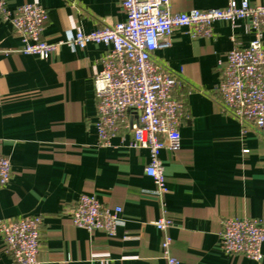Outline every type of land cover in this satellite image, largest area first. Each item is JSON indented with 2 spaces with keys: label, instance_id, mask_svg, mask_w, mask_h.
<instances>
[{
  "label": "crops",
  "instance_id": "0c3cea01",
  "mask_svg": "<svg viewBox=\"0 0 264 264\" xmlns=\"http://www.w3.org/2000/svg\"><path fill=\"white\" fill-rule=\"evenodd\" d=\"M24 2L46 8L42 37L48 41L125 19L122 0H7L9 8ZM228 2L171 0V10ZM252 38L247 19L234 25L218 20L209 36L192 37L178 27L170 44L154 51V59L177 76L173 95L184 104L179 147L159 152L168 189L162 204L144 193L154 188L144 173L149 153L131 146L130 131L120 129L106 146L97 143L93 76L106 45L63 44L48 59L0 54V153L12 170L0 188V217H41L40 264H165L163 233L152 223L162 215L171 220L167 234L177 264H264V241L259 262L227 254L218 244L226 217L264 222V131L242 127L225 113L215 90L218 61L234 43L246 46ZM20 44L11 24L0 18V45ZM81 194L121 207L123 224L114 235L72 224L70 213ZM0 264H14L1 233Z\"/></svg>",
  "mask_w": 264,
  "mask_h": 264
},
{
  "label": "built area",
  "instance_id": "2783aa9c",
  "mask_svg": "<svg viewBox=\"0 0 264 264\" xmlns=\"http://www.w3.org/2000/svg\"><path fill=\"white\" fill-rule=\"evenodd\" d=\"M121 6L125 14L123 21L89 32L77 30L63 39L48 41L42 37L48 18L45 7L24 2L9 8L7 0H0V18L11 24L21 42L16 49L0 45V54L18 51L48 59L56 55L63 44L71 48H83L88 42L106 45L107 50L99 59L101 69L93 76L97 143L106 146L120 129L130 131L131 146L143 147L149 153L144 173L152 179L154 188L144 193L153 195L162 204L168 189L159 152L162 148L179 147L178 127L184 115V104L173 95L177 76L154 59V51L167 47L178 27H186L192 37L209 36L214 21L234 25L238 19H247L253 38L246 46L234 43L225 59L218 61L221 76L215 90L225 113L242 127L252 125L262 133L264 4L229 0L224 7L172 11L171 0H122ZM11 174L9 158L0 153V188L9 182ZM121 211L118 205L107 207L94 195L81 194L71 210L70 219L74 226L112 236L123 224ZM152 223L163 233L161 255L165 264H177L178 260L170 252L171 238L167 234L171 220L162 215ZM40 226L39 215L0 217L3 246L14 264H40ZM263 241L264 222L261 219L242 216L222 220L218 244L225 253L259 262Z\"/></svg>",
  "mask_w": 264,
  "mask_h": 264
}]
</instances>
